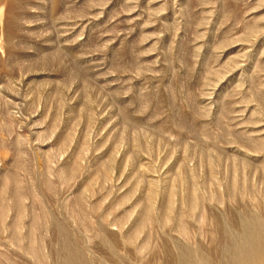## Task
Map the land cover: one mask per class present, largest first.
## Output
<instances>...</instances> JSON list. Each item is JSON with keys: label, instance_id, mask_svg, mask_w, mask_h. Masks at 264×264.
Here are the masks:
<instances>
[{"label": "rangeland", "instance_id": "rangeland-1", "mask_svg": "<svg viewBox=\"0 0 264 264\" xmlns=\"http://www.w3.org/2000/svg\"><path fill=\"white\" fill-rule=\"evenodd\" d=\"M255 223L264 0H0V264H235Z\"/></svg>", "mask_w": 264, "mask_h": 264}, {"label": "bare ground", "instance_id": "bare-ground-1", "mask_svg": "<svg viewBox=\"0 0 264 264\" xmlns=\"http://www.w3.org/2000/svg\"><path fill=\"white\" fill-rule=\"evenodd\" d=\"M243 183V182H242ZM253 185V184H252ZM249 187V186H248ZM240 189V187H239ZM230 190V189H229ZM168 219V218H167ZM246 221V220H245ZM227 222V221H226ZM247 222V221H246ZM244 223V222H243ZM246 224V223H245ZM255 228H256V231L257 233H253L254 236L256 237V239H258L259 241L258 242H253V237L249 238V241L248 240H244L242 241L240 248L238 249H241L242 247V256L240 258H238L237 260L238 261H235L236 263L235 264H264V231H263V225L262 224H259V223H255L254 224ZM235 228V226H234ZM242 228V227H241ZM245 227H243L244 229ZM239 229V228H238ZM237 229V230H238ZM233 231V230H232ZM240 230H238L239 232ZM231 232V231H230ZM246 233V232H245ZM239 235V233H238ZM242 236H243V233H242ZM241 236V237H242ZM246 236V235H245ZM229 238V237H228ZM237 238V237H236ZM234 238H232V241H233ZM239 239V238H238ZM243 239V238H242ZM235 240V239H234ZM241 240V239H240ZM239 240V241H240ZM229 242V241H228ZM231 242V241H230ZM232 243V242H231ZM230 244V243H229ZM238 245V244H237ZM230 246V245H228ZM232 246V245H231ZM239 247V246H238ZM233 249V248H232ZM230 250V249H229ZM234 251V250H233ZM232 251V252H233ZM227 252V251H225ZM229 252V251H228ZM230 254V253H229ZM228 255V254H227ZM227 255H225L224 257L226 258H229V256L227 257ZM231 255V254H230ZM220 258V257H218ZM221 259V258H220ZM232 259H233V256H232ZM195 260V259H194ZM231 261V260H229ZM232 262V261H231ZM223 263V262H222ZM230 264V263H229Z\"/></svg>", "mask_w": 264, "mask_h": 264}]
</instances>
